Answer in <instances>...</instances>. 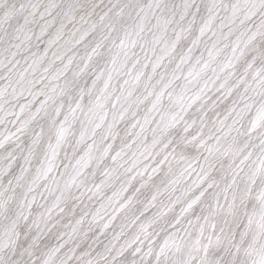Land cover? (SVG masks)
Instances as JSON below:
<instances>
[{"label":"snow or ice","instance_id":"obj_1","mask_svg":"<svg viewBox=\"0 0 264 264\" xmlns=\"http://www.w3.org/2000/svg\"><path fill=\"white\" fill-rule=\"evenodd\" d=\"M0 264H264V0H0Z\"/></svg>","mask_w":264,"mask_h":264}]
</instances>
